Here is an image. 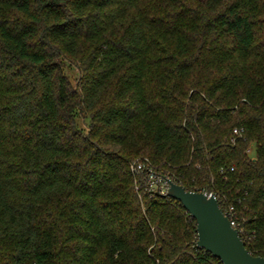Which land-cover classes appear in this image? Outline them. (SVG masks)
<instances>
[{
  "label": "trees",
  "instance_id": "trees-1",
  "mask_svg": "<svg viewBox=\"0 0 264 264\" xmlns=\"http://www.w3.org/2000/svg\"><path fill=\"white\" fill-rule=\"evenodd\" d=\"M136 158L264 257V0H0V264H222Z\"/></svg>",
  "mask_w": 264,
  "mask_h": 264
},
{
  "label": "water",
  "instance_id": "water-1",
  "mask_svg": "<svg viewBox=\"0 0 264 264\" xmlns=\"http://www.w3.org/2000/svg\"><path fill=\"white\" fill-rule=\"evenodd\" d=\"M167 197L178 201L195 220L196 245L210 253L222 264H264V257L252 255L224 215L214 196L200 191H187L170 182Z\"/></svg>",
  "mask_w": 264,
  "mask_h": 264
},
{
  "label": "built area",
  "instance_id": "built-area-1",
  "mask_svg": "<svg viewBox=\"0 0 264 264\" xmlns=\"http://www.w3.org/2000/svg\"><path fill=\"white\" fill-rule=\"evenodd\" d=\"M242 129H234L233 137L230 142H235V137L241 136ZM251 149L247 150V153L251 155ZM130 171L136 176L141 175L143 184L150 195L166 196L168 189L170 187V182L172 178L169 173L163 172L157 166H155L147 158H136L130 163ZM175 183V182H174ZM207 196H216L212 193H204ZM217 199V198H216ZM224 215L228 218L231 226L238 230L240 233L242 231V226L240 222L236 219L235 211L232 207L227 208L223 211Z\"/></svg>",
  "mask_w": 264,
  "mask_h": 264
},
{
  "label": "rangeland",
  "instance_id": "rangeland-1",
  "mask_svg": "<svg viewBox=\"0 0 264 264\" xmlns=\"http://www.w3.org/2000/svg\"><path fill=\"white\" fill-rule=\"evenodd\" d=\"M70 78L73 80L75 78V72L73 70H67Z\"/></svg>",
  "mask_w": 264,
  "mask_h": 264
}]
</instances>
